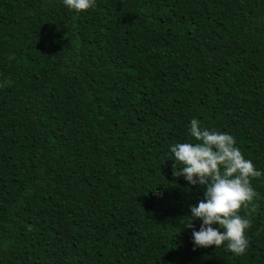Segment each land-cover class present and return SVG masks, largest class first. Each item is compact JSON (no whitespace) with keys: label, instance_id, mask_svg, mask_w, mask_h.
I'll use <instances>...</instances> for the list:
<instances>
[{"label":"trees","instance_id":"1","mask_svg":"<svg viewBox=\"0 0 264 264\" xmlns=\"http://www.w3.org/2000/svg\"><path fill=\"white\" fill-rule=\"evenodd\" d=\"M193 119L262 173L243 255L193 250ZM0 264H264V0H0Z\"/></svg>","mask_w":264,"mask_h":264},{"label":"clouds","instance_id":"2","mask_svg":"<svg viewBox=\"0 0 264 264\" xmlns=\"http://www.w3.org/2000/svg\"><path fill=\"white\" fill-rule=\"evenodd\" d=\"M63 4L80 13L95 8L96 0H63ZM188 135L196 142L175 143L170 152L174 156L173 177L183 176L188 184L204 188L203 198L189 205L190 216L185 224L193 229V250L226 247L237 256L243 255L249 247L246 232L252 221L247 213L241 215V210L248 209L258 196L251 181L262 173L251 160L245 159L234 136L201 128L197 119L191 120ZM194 221L200 222L198 231Z\"/></svg>","mask_w":264,"mask_h":264}]
</instances>
